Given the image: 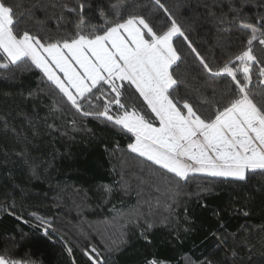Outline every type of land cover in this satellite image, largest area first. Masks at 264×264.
Here are the masks:
<instances>
[{"label": "snow or ice", "instance_id": "6c2138e0", "mask_svg": "<svg viewBox=\"0 0 264 264\" xmlns=\"http://www.w3.org/2000/svg\"><path fill=\"white\" fill-rule=\"evenodd\" d=\"M205 24L219 37L211 48L193 38ZM29 77L34 86L23 83ZM0 83L9 89L0 104V167L18 163L25 184L58 191L59 207L53 174L71 153L55 140L81 136L103 145L119 177L94 185L99 206L116 191L136 192L127 212L113 206L102 227L80 230L79 260L66 245L72 264H115L133 236L151 245L160 226L182 246L194 232L188 201L208 209L218 185L227 206L211 209L215 227L181 264H264V0H0ZM132 161L135 187L125 171ZM195 181L202 183L188 191ZM63 183V191L84 193L73 203L86 210L84 189ZM11 187L0 212L44 237L55 233L54 218L26 208L32 193ZM30 247L19 229L0 244V264H38ZM142 264L170 262L148 252Z\"/></svg>", "mask_w": 264, "mask_h": 264}, {"label": "trees", "instance_id": "16d2710c", "mask_svg": "<svg viewBox=\"0 0 264 264\" xmlns=\"http://www.w3.org/2000/svg\"><path fill=\"white\" fill-rule=\"evenodd\" d=\"M191 2L195 4L196 0H191ZM37 15L42 16V13L38 12ZM193 38L208 48H211L219 39L211 24H205L202 28H199L197 33H194ZM34 81L35 77H29L23 83L32 82L34 86ZM6 91H9L8 87L0 83V104L5 102L3 93ZM8 103L11 104L12 101L9 100ZM28 107H31V105L29 104ZM41 115H43V112H41ZM89 126L95 127V122H92ZM96 131L110 141H119L122 145L126 144L124 138L116 136L112 132L98 127ZM55 143L62 153H71L59 166V172L53 174L52 183L53 185L58 184L61 197L59 207L54 206L52 203L57 198L58 191L49 190L47 183L32 182L31 184H25L26 177L18 163L9 162L6 166L0 167V205L5 203L3 200L5 190L10 192L14 183L19 184L32 193L27 197L25 205L29 211H36L40 215L55 219L57 231L50 237H44L40 229L23 225L14 218L0 212V217H3L0 219V244L7 241L10 235H19V229L22 228L24 239L32 243V247L26 249V251L36 253L34 259L38 264H72V260L66 251V245L74 248V256L79 260L81 258L78 247L80 230L82 228L86 229L90 224L101 226L100 221L110 219L113 215L110 211L113 206L121 212H127L137 202L135 191L131 195L116 191L110 197V203L106 206H99L100 200L94 185L98 182L112 183L113 180L119 179V177H115L110 173L112 163L115 162L110 163L101 143L81 136H77L74 143L58 139L55 140ZM0 147H3V145H0ZM0 162H2V155H0ZM131 165V167L125 168L128 173L126 179H129L135 187L137 176L140 173L138 170H133L135 161H132ZM63 181H67L68 185L76 184L84 189L88 196L87 204L89 205L86 210L81 212L73 203V201L79 202L83 199L84 193L82 192L80 196H76L72 193L70 187L67 191H63L65 189ZM200 183L202 181L193 182L188 191L194 192ZM143 191L146 196L150 195L147 187ZM20 199L18 196L17 201L19 202ZM228 199L229 193L225 190V186L218 185L216 194L206 196L208 209L201 208L195 199L188 201V217L193 222L194 232L182 246L173 240L168 229L160 226L149 234L152 240L151 245L146 244L143 239H137L133 236L131 245L113 257L115 264H142L143 257L148 252L155 253L169 261L170 264H181L182 254L188 252L194 246H199L204 237V232L210 226L215 227L211 209L226 207ZM183 211V208H181L180 212L183 213ZM259 219V214H257L253 218V222L258 223ZM232 224L235 226L236 221H233ZM21 243H23V240ZM210 247L211 244H208L200 248V251H205Z\"/></svg>", "mask_w": 264, "mask_h": 264}]
</instances>
